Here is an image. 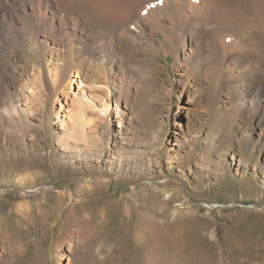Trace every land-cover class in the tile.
Here are the masks:
<instances>
[{"label":"rangeland","instance_id":"1","mask_svg":"<svg viewBox=\"0 0 264 264\" xmlns=\"http://www.w3.org/2000/svg\"><path fill=\"white\" fill-rule=\"evenodd\" d=\"M72 1L93 32L121 41L110 109L95 114L108 101L99 90L70 133L56 116L76 111V77L63 95L48 97L32 80L0 96V264H264V91L250 60H264V0H210L193 37L173 4L159 5L161 21L135 42L119 37V11ZM146 1L161 0L138 4ZM31 42L22 56L38 53ZM230 42L246 44L242 55ZM112 154L120 168L105 165Z\"/></svg>","mask_w":264,"mask_h":264},{"label":"bare ground","instance_id":"2","mask_svg":"<svg viewBox=\"0 0 264 264\" xmlns=\"http://www.w3.org/2000/svg\"><path fill=\"white\" fill-rule=\"evenodd\" d=\"M80 1H82L81 5L89 2L87 0ZM223 1L227 3V0ZM230 1H233L239 8L245 5L244 0ZM91 2L98 6L104 5L105 7L102 9L110 10V13L119 11L120 20L123 22L121 23L125 25L119 37H122L123 34L126 37L125 34H127L128 40L134 42L139 40L140 34L146 33L148 24H159L161 18L156 12L158 6L164 7L170 4H173L177 9L176 12L180 14L179 21L186 22L185 27L189 32L188 36L193 37L198 31V25H205L211 3L210 0H161L158 3L146 1L141 6L138 4L139 0H92ZM136 4L138 6L135 9L134 5ZM255 6L258 8L259 5L256 4ZM79 8L80 4L72 0H0V96H7L8 92H14L20 86L22 88L29 87L28 83L34 80V82L45 87L48 97H55L56 94L63 95L62 88L68 83V77H76L77 81L73 80L70 83L71 85L76 84L78 88L74 93L76 111L65 108L61 110L58 117L56 116L61 131L65 130L63 132H66L68 130L70 133L74 129L76 130L80 126V122L84 120L87 110L85 103L94 104V101L96 102L98 98L102 97H98L99 90H106L108 101L103 100L97 105L94 104V112L101 119L108 116L111 77L114 75V67H120L122 64V50L117 46V42L120 44L121 41H117L118 39L114 35L104 36L93 32L78 12ZM105 14L109 15L108 12ZM183 34L177 38L183 39ZM169 38L171 42L178 41L176 38ZM30 40H33L31 42L33 43L32 48L34 50L36 48L38 53L35 57L29 56L30 53L22 56L21 46L29 43ZM180 42L182 43L180 44ZM179 44L177 46V58L184 63L190 58V51L187 50L186 41L181 40ZM226 46L231 50L237 49L238 51L235 53L238 56L242 55L241 50L246 48V44L242 48L243 43L241 47L231 42ZM235 57L237 58V56ZM250 60L253 66L251 69L254 70V80L259 81V89L262 92L264 91V60L255 57ZM107 63L109 66H106ZM22 73H25L26 79H23ZM115 76L117 75L115 74ZM58 90L60 91L58 92ZM34 94L33 91L28 95L31 98H37ZM263 102L261 97H257V113L262 116L264 115ZM57 104L61 108V105ZM117 112L121 114L119 109ZM117 133L122 139L125 136L121 135L120 129ZM184 137L182 136L181 139L175 137L174 145H177V148L186 142ZM109 138L112 143L115 142L116 138L112 136ZM97 153L96 158L102 161L99 150ZM172 154L166 157V166L171 165V160L177 158L176 150ZM114 159V154H112L104 161L109 169L122 166L121 163L115 166ZM81 227L75 231V234L79 239H84L87 230L85 231ZM77 243L78 240L76 241L75 237L67 241L69 248L74 245L77 246ZM67 258L69 259L70 256Z\"/></svg>","mask_w":264,"mask_h":264}]
</instances>
